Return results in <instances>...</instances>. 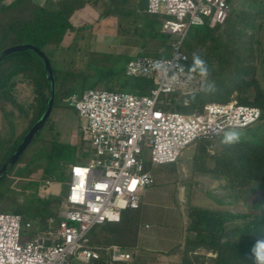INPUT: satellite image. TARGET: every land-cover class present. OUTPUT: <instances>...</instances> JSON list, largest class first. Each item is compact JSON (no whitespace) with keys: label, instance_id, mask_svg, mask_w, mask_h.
Listing matches in <instances>:
<instances>
[{"label":"trees","instance_id":"16d2710c","mask_svg":"<svg viewBox=\"0 0 264 264\" xmlns=\"http://www.w3.org/2000/svg\"><path fill=\"white\" fill-rule=\"evenodd\" d=\"M88 1L57 0L55 7L49 8L40 6L33 0H0V52L8 46L26 42L45 51L56 79L54 106L57 100L63 101L72 94L82 93L87 83L89 88L108 85L110 90H115L117 86L120 91L148 94L154 86L152 78L127 75L125 72L127 62L141 54H127L125 64L116 68L107 63L109 59L102 56L104 53L87 49V39L91 36L93 25L85 23L76 27L73 17ZM165 17L164 14H150L145 11L141 17V31L138 30L142 36L159 40L160 45L165 48V52L160 55L168 53L169 41L174 38L161 30ZM263 26L264 0H235L222 24L210 26L206 22L193 25L185 37L184 49L189 55L188 69L203 76L204 80L200 89L195 92L169 94L167 103L162 104V107L188 113L200 112L205 103L216 101L259 107L262 111L261 119L243 128L245 133L239 143L224 144L226 135L223 134L214 139L197 142L202 147V153H195L193 156V169L214 177H225L232 185L259 184L261 196L257 208L252 207L249 212L243 213L190 205V221L186 226L188 233L184 243L168 251L171 254L176 251L180 253V264H203L195 253L198 247L210 248L215 252L210 264H254L251 252L253 245L264 240V87L257 75L264 48L261 47L258 36ZM70 34H73L72 37H69ZM80 42H83L82 46ZM60 47H64L68 54L66 60L71 63L73 59L70 55L74 50H78V53L86 50L93 52V57L84 56V53L78 56L83 64V70L78 72L59 67L57 60L56 67L47 50H51L55 56ZM153 54L155 53L150 55ZM196 57L205 62L207 75L201 74L200 67L195 63ZM27 85L30 86L33 97L27 106H23L18 100L17 87H28ZM19 90L20 94L23 93L22 89ZM48 95L49 82L44 65L34 51L28 49L14 52L2 60L0 111L4 118L8 112H14L17 117L20 115L27 119L28 124L20 136L14 134L15 127L9 129L11 125L8 121L4 124L5 130L0 134V167L40 117ZM17 111L19 115L16 114ZM43 129L52 130L48 119L17 162L0 179V209H9L20 214L22 225L26 226L30 222L32 236L38 230L49 228V220L60 218L64 209V197L59 193L40 195L38 187L41 180L51 177L54 184L61 186L70 178L69 170L65 171V167L84 160L89 155L88 137L82 145L57 142L40 136ZM217 138L221 139V149L213 154L207 153V145ZM83 146L86 150L81 149ZM38 170H41L40 177H33L32 174ZM19 196L23 199L19 200ZM142 204L141 202L138 208L123 210L119 221L97 224L90 232L92 243H117L132 253V260L114 264L148 263L144 250L150 248L141 242L139 229L143 223L140 212ZM237 219L241 221L238 222ZM86 264L104 263L91 261ZM255 264L261 262L257 260Z\"/></svg>","mask_w":264,"mask_h":264},{"label":"built area","instance_id":"2783aa9c","mask_svg":"<svg viewBox=\"0 0 264 264\" xmlns=\"http://www.w3.org/2000/svg\"><path fill=\"white\" fill-rule=\"evenodd\" d=\"M233 2L148 0L146 11L166 15L161 30L174 38L168 53L137 55L125 72L152 78L154 86L141 95L87 88L67 98L86 119L89 155L69 168V188L56 225L22 242V216L0 211V264H72V257L84 263L132 260V253L120 244L92 243L90 232L97 224L119 221L123 210L140 206L142 189L154 182L144 152L154 165L176 162L186 147L261 119L259 107L235 102H207L202 111L189 115L162 107L169 94L195 92L203 83V76L188 69L184 40L190 27L222 24ZM54 182L43 179L40 195L50 193Z\"/></svg>","mask_w":264,"mask_h":264},{"label":"rangeland","instance_id":"374dc122","mask_svg":"<svg viewBox=\"0 0 264 264\" xmlns=\"http://www.w3.org/2000/svg\"><path fill=\"white\" fill-rule=\"evenodd\" d=\"M9 1L11 0H5V2ZM233 3H235V0ZM140 23L142 24L141 20L138 21V24ZM138 30L141 31V25L137 28L123 29L121 32L122 34L118 28H115V35L116 33H120V37H110V39H107L108 43L101 42L103 38L97 36V34H95L96 32L91 33L92 36L95 35V38L93 44H89V46L87 45V49L89 48L92 51H100L101 53H104L102 56H107L110 60H107V63L112 64L116 68H120L125 64V58L128 53H117L124 48L130 49V55L134 53L141 55L155 53L153 55H160L165 52V48L160 45L158 39L151 38L150 36H142ZM72 35L73 34H70L69 37H72ZM258 38H260L261 47H264V26L261 29ZM82 43L83 42H80L81 46L83 45ZM107 48L110 51L102 52L101 49ZM60 49L55 56L51 50H47L53 64L57 67L58 64L55 61L57 60L59 67L70 69L74 72L83 70V64L78 60V56H81L83 55L82 53H84V56L90 55L93 57V52H87L86 50L85 52L78 53V50H74L70 55V58L73 59L71 63L66 60L68 54H66V50L64 51V47H60ZM262 50V57L260 58L257 75L261 85L264 87V48H262ZM88 84L89 83L85 85L86 89L89 88ZM29 87L30 86L17 87V92L19 93L18 100L23 106H27L30 103V99L33 97ZM96 88L108 89L109 87L108 85H99ZM117 88L118 87L115 86V91L121 90L120 88ZM19 89H24L22 91L23 93L20 94ZM79 90H81L80 87ZM67 98L63 101L57 100V104L52 108L48 118L52 125V130L48 131L47 129H43L39 135L53 139L57 142H70L82 145V142L85 141L88 136L85 127L86 119L81 117L78 111L69 104ZM216 102L223 103L220 101ZM17 113L18 115L20 114L18 111ZM182 113L186 115L191 114L188 112ZM6 116V119L4 118L3 128L4 124L8 121L9 125H11L9 126V129L15 127L14 134L20 136L21 132L26 129L28 120L22 118L20 115L17 117L14 112H8ZM3 128L0 129V134L5 130ZM230 132H240L244 134L245 129H228L223 135H227ZM81 149L86 150L84 146L81 147ZM220 149L221 139L219 138L208 144L206 148L207 153L210 154L216 153ZM195 153H202L200 143H195L183 149L178 160L174 163L155 165L152 164L146 151L143 154L146 159L145 168L150 170L154 175V182L150 186L143 188L141 191L142 195H144V203L140 210L141 220L142 222L149 223L148 225L143 223L140 224L141 226L139 229L141 231L140 234L142 235L141 242L146 245V247H151L150 249H142L144 250V257L148 260L147 264H180V253L176 251L174 254H171L168 253V251L175 246H182L184 243L185 237L188 233L186 226L190 221L188 218V208L190 205H203L220 208L231 213L249 212L252 207H258L259 198L261 196V188L259 184L248 185L244 183L241 186L232 185V183L225 177H214L210 174L195 171L193 169V156ZM79 162L83 163L84 161L81 159ZM74 163H78V161ZM72 164H68L65 167V171L69 170V167ZM40 174L41 170H38L37 172H34L32 176L40 177ZM42 180L39 184L38 190L40 189ZM69 183L70 178L62 183L60 190L58 191L62 197L66 196ZM18 199L22 200L23 197L19 196ZM0 211L12 212L9 209H0ZM58 219L55 218L54 223L49 222V227L51 225H56ZM236 221L239 222L241 219H237ZM31 236V229L23 224L21 241H26ZM146 238L147 242L145 241ZM195 253L199 255V260L202 261L203 264H210L211 257L215 255V252L212 249L206 247L196 248ZM71 263L86 264L77 261L74 257L71 258Z\"/></svg>","mask_w":264,"mask_h":264},{"label":"crops","instance_id":"0c3cea01","mask_svg":"<svg viewBox=\"0 0 264 264\" xmlns=\"http://www.w3.org/2000/svg\"><path fill=\"white\" fill-rule=\"evenodd\" d=\"M40 6L53 8L55 7L57 0H33ZM148 0H89L82 8L78 9L73 17L75 26H83L85 23H91L93 25V31L97 36L102 37L101 42H107L110 37L119 38L123 29L137 28L141 23L143 14L146 11ZM115 28H118L120 33H114ZM122 34V33H121ZM113 35V36H112ZM95 35L87 39L89 44H93ZM114 38V39H115ZM103 51H110L107 49H101ZM130 53L129 48L121 49L117 53ZM16 114H18L16 112ZM4 116L0 111V129L3 128ZM60 185L55 183L51 187V195L58 194ZM144 195H142V203H144ZM145 225L148 222H143ZM148 236V235H147ZM147 242V238L145 239ZM151 248V247H147Z\"/></svg>","mask_w":264,"mask_h":264},{"label":"water","instance_id":"95a60500","mask_svg":"<svg viewBox=\"0 0 264 264\" xmlns=\"http://www.w3.org/2000/svg\"><path fill=\"white\" fill-rule=\"evenodd\" d=\"M32 50L34 51L42 60L45 70L46 78L49 82V95L45 105V108L38 118V120L32 125V127L26 132L25 136L23 137L22 141L10 155V157L3 163L0 167V179L6 175L8 170L17 162L19 157L25 151L31 140L33 139L34 135L44 126L45 122L49 118V115L52 111L55 102L56 96V79L53 71L52 64L50 62L49 57L45 53V51L41 50L38 46L33 43H18L11 46L6 47L0 52V64L2 60L9 54L24 50Z\"/></svg>","mask_w":264,"mask_h":264},{"label":"clouds","instance_id":"9594fccd","mask_svg":"<svg viewBox=\"0 0 264 264\" xmlns=\"http://www.w3.org/2000/svg\"><path fill=\"white\" fill-rule=\"evenodd\" d=\"M195 63L198 67H200L201 74L207 75V68L204 66L205 62L199 57H196ZM241 136L242 133L240 132H230L224 137L223 143L227 145L237 144L240 142ZM251 252L254 264L257 260H259L261 264H264V240L257 241V243L253 245Z\"/></svg>","mask_w":264,"mask_h":264},{"label":"snow or ice","instance_id":"6c2138e0","mask_svg":"<svg viewBox=\"0 0 264 264\" xmlns=\"http://www.w3.org/2000/svg\"><path fill=\"white\" fill-rule=\"evenodd\" d=\"M133 183H135V182H133Z\"/></svg>","mask_w":264,"mask_h":264}]
</instances>
